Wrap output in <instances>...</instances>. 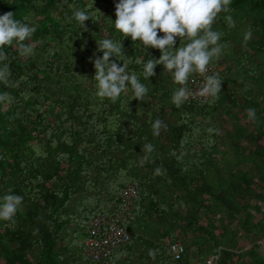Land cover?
I'll return each instance as SVG.
<instances>
[{
	"label": "trees",
	"instance_id": "trees-1",
	"mask_svg": "<svg viewBox=\"0 0 264 264\" xmlns=\"http://www.w3.org/2000/svg\"><path fill=\"white\" fill-rule=\"evenodd\" d=\"M117 3L0 0V15L12 12L36 27L25 42L31 55L22 57L14 44L0 61L9 71L0 95L10 97L0 102V204L6 194L24 198L13 221L0 220V264H179L170 248L178 241L186 263L196 251L199 262L218 255V264H264V211L260 220L251 213L261 212L252 205L261 198L255 179L264 182V0H231L218 14L212 29L222 51L212 63L223 67L221 92L214 103L180 108L172 102L180 86L163 65L144 79V63L161 52L115 29ZM76 10L89 14L87 30ZM104 38L122 44L125 56L110 60L139 76L148 88L142 101L131 91L115 102L96 95L92 61L103 57ZM225 115L232 122L222 137L218 119ZM157 119L167 126L159 136ZM149 143L154 151L145 160ZM132 182L140 191L127 224L132 239L93 262L88 226L110 214ZM236 222L250 238L242 252Z\"/></svg>",
	"mask_w": 264,
	"mask_h": 264
},
{
	"label": "clouds",
	"instance_id": "clouds-1",
	"mask_svg": "<svg viewBox=\"0 0 264 264\" xmlns=\"http://www.w3.org/2000/svg\"><path fill=\"white\" fill-rule=\"evenodd\" d=\"M231 0H119L116 7L115 29L124 37H131L133 42H141L144 49H158L161 52L159 59H149L143 66V77L149 79L156 75L157 65H163L164 73H170L173 82L180 87L174 91L172 102L180 108L191 99L211 98L215 102L221 92L222 81L218 75H208L209 65L213 58H219L222 45L219 44L221 34L212 29L213 23L222 11H227ZM81 29L85 28V21L90 19L85 10H76L73 13ZM36 32V27L15 18V13L7 12L0 15V61L6 59L3 49L14 44L22 57L32 54L33 47L29 41ZM158 33H163L159 36ZM177 38L180 47L177 48ZM251 39V32L245 34V41ZM187 41V42H185ZM98 51L103 57L94 61L97 89L99 98H107L115 102L121 94L127 95L131 91L133 100L142 101L148 88L139 80L135 72L128 71L127 63L123 67L110 58L124 57L122 44L112 39L104 38L98 42ZM199 74L203 77V84L195 91L189 89V77ZM9 71L7 65L0 68V81L7 82ZM7 94L0 95V102L8 101ZM249 119H255V109H248ZM166 125L159 119L153 124V134L160 135ZM144 159L154 151L152 144L142 147ZM160 173V169L156 170ZM23 197L15 194H6L0 204V220L13 221ZM154 255L152 251L149 253Z\"/></svg>",
	"mask_w": 264,
	"mask_h": 264
},
{
	"label": "built area",
	"instance_id": "built-area-1",
	"mask_svg": "<svg viewBox=\"0 0 264 264\" xmlns=\"http://www.w3.org/2000/svg\"><path fill=\"white\" fill-rule=\"evenodd\" d=\"M223 67L210 63L208 75H218L222 81ZM204 82L203 77L195 74L189 78L187 87L195 91ZM211 98H194L189 103L205 104ZM139 184L132 182L123 190L119 202L110 214L96 217L88 226V235L84 239L86 255L90 260L101 263L114 256L116 250L128 244L132 234L127 224L134 219L133 208L139 196ZM172 255L179 264H218L219 256H213L204 262H184L185 246L182 241L170 245Z\"/></svg>",
	"mask_w": 264,
	"mask_h": 264
},
{
	"label": "rangeland",
	"instance_id": "rangeland-1",
	"mask_svg": "<svg viewBox=\"0 0 264 264\" xmlns=\"http://www.w3.org/2000/svg\"><path fill=\"white\" fill-rule=\"evenodd\" d=\"M248 113V112H246ZM244 123L246 122L245 120H242ZM232 121H230V118L225 115V118L222 116L221 118L218 119V126H219V134L222 137H226V130L230 129V124ZM251 127H253V123L251 124ZM242 163L244 164L243 166L246 167V170L252 169L253 167L246 161L242 160ZM255 182L257 183V186H260V189H258L259 194L261 195V198L258 197L257 199L252 200V205L255 207H259L261 209V212L259 213L256 209L251 210V213L255 215L257 220H260L262 218V214L264 211V182H262L260 179L256 178ZM204 223V221H203ZM233 229L239 231V243H238V249L242 252V250H247L251 246L250 243V238L247 236V233L245 230L241 229L240 226L238 225V222H236L233 226ZM260 245V253L264 255V238L261 239L259 242Z\"/></svg>",
	"mask_w": 264,
	"mask_h": 264
},
{
	"label": "water",
	"instance_id": "water-1",
	"mask_svg": "<svg viewBox=\"0 0 264 264\" xmlns=\"http://www.w3.org/2000/svg\"><path fill=\"white\" fill-rule=\"evenodd\" d=\"M199 260V255H198V252L196 251H192L191 253V262L192 263H195Z\"/></svg>",
	"mask_w": 264,
	"mask_h": 264
}]
</instances>
